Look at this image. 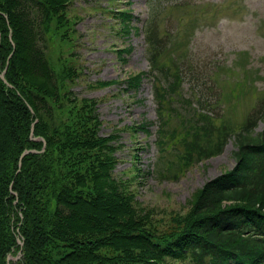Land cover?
<instances>
[{
  "label": "trees",
  "instance_id": "16d2710c",
  "mask_svg": "<svg viewBox=\"0 0 264 264\" xmlns=\"http://www.w3.org/2000/svg\"><path fill=\"white\" fill-rule=\"evenodd\" d=\"M74 1L0 0V75L6 70L11 84L0 77V264L19 251L21 258L11 264H264V129L257 130L264 121V94L242 123L234 124L206 108L197 93L195 100L186 98L182 89L196 14H207L204 6L176 33L163 28L168 4L161 0H149L143 21L130 9L116 11L123 34L144 32L149 70L124 81L125 90L134 91L145 80L152 84L157 120L129 128L149 135L156 126L154 170L174 177L176 165L184 170L235 140V166L208 180L190 209L160 229L137 205L133 179L114 175L119 133L99 134L98 102L63 90L79 70L49 55L48 34L67 21ZM177 1L176 8L189 6ZM248 90L255 92L253 84ZM184 104L189 115L177 106ZM33 124L38 140L31 139ZM41 138L45 151L26 155L19 170L23 151L41 150ZM175 143L183 147L179 162L164 158L179 149Z\"/></svg>",
  "mask_w": 264,
  "mask_h": 264
},
{
  "label": "rangeland",
  "instance_id": "374dc122",
  "mask_svg": "<svg viewBox=\"0 0 264 264\" xmlns=\"http://www.w3.org/2000/svg\"><path fill=\"white\" fill-rule=\"evenodd\" d=\"M184 1L189 4L186 9L175 7L180 1L161 0L168 4L161 17L164 29L176 33L180 24L189 22L196 7L204 6L207 14H196L198 26L190 45L191 63L184 69L183 93L193 100L197 93L206 108L216 115L229 116L234 124L242 123L257 98L264 94V0ZM148 7L149 0H75L66 11L67 21L55 24L48 34L49 55L51 60L56 62L60 57L79 70L74 81H65L63 90L71 91L73 98L98 102L96 113L103 122L99 134L119 133L114 141L118 145L114 175L133 179L131 186L140 203L137 205L149 212L154 224L165 229L174 215L190 209L195 194L208 180L235 166L236 146L233 138L220 154L194 161L181 171L176 165L174 171L178 173L174 177L171 173L161 176L154 170L159 156L156 126L149 135L139 128L136 131L129 128L138 127L145 120H157L152 84L145 80L134 91L125 90L124 81L131 73L149 70L144 32L137 33L134 29L123 34L116 15L118 9H130L143 21ZM130 46V51L120 53ZM111 80L118 82L97 84ZM251 84L255 92L248 90ZM177 106L184 114L190 111L185 104ZM178 122L176 119L174 123ZM263 129L261 121L257 130ZM173 145L179 149L168 150L164 158L179 162L183 147L181 143ZM136 167L142 171L137 172Z\"/></svg>",
  "mask_w": 264,
  "mask_h": 264
},
{
  "label": "water",
  "instance_id": "95a60500",
  "mask_svg": "<svg viewBox=\"0 0 264 264\" xmlns=\"http://www.w3.org/2000/svg\"><path fill=\"white\" fill-rule=\"evenodd\" d=\"M11 55H10V57H11ZM10 57L8 58V62H9ZM5 71L0 75V77L7 85L11 86V84L8 83V81H7L6 77H5ZM30 109H31L32 112H34L31 106H30ZM35 122H37V119H36ZM31 139L32 140H38L39 139L38 137H34V124L32 125V129H31ZM41 139L44 142L43 148L41 150L29 149V150H24L23 151V153L21 154L20 159H19V170L22 167L23 159H24V157L26 155H28L30 153H37L38 154V153H42V152L45 151V149H46V141L43 138H41ZM11 192L14 193L13 190H12V187H11ZM18 244L22 247L24 245V242L20 238H18ZM21 256H22V252L21 251H19L18 256H16L15 258H13V256L9 255L8 258H7V264H11L10 263L11 259L18 260V259L21 258Z\"/></svg>",
  "mask_w": 264,
  "mask_h": 264
},
{
  "label": "flooded vegetation",
  "instance_id": "af4514ba",
  "mask_svg": "<svg viewBox=\"0 0 264 264\" xmlns=\"http://www.w3.org/2000/svg\"><path fill=\"white\" fill-rule=\"evenodd\" d=\"M12 256V255H11ZM13 258H15L14 256H13ZM11 260H13V261H17V260H14V259H11Z\"/></svg>",
  "mask_w": 264,
  "mask_h": 264
},
{
  "label": "bare ground",
  "instance_id": "6f19581e",
  "mask_svg": "<svg viewBox=\"0 0 264 264\" xmlns=\"http://www.w3.org/2000/svg\"><path fill=\"white\" fill-rule=\"evenodd\" d=\"M26 150H29V149H26Z\"/></svg>",
  "mask_w": 264,
  "mask_h": 264
}]
</instances>
